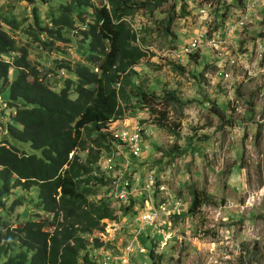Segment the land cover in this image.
Returning <instances> with one entry per match:
<instances>
[{"label": "trees", "instance_id": "obj_1", "mask_svg": "<svg viewBox=\"0 0 264 264\" xmlns=\"http://www.w3.org/2000/svg\"><path fill=\"white\" fill-rule=\"evenodd\" d=\"M170 1L106 0L103 4L105 0H69L50 11L48 26L35 11L33 24L25 30L24 23L0 10V87L8 90L4 102L10 111L9 120L2 124L7 138L0 145V264H99L92 252L111 243L97 236L104 234L106 221L118 222L120 216L133 220L144 208L143 196H131L127 203L111 196L113 178L102 168L101 160L116 157L120 138L110 126L126 115L136 116L148 109L151 117L160 113L164 120L161 104L166 108L187 104L176 91L166 92L161 98L155 90L147 89L135 69L149 56V46L142 36L148 30L134 26L133 18L140 12L153 17ZM182 1V17H187L188 1ZM213 1L217 2V12L226 4L225 0ZM97 2L102 5L97 6ZM172 18L168 17L163 26L166 36L171 33ZM18 31L46 47L56 42L70 43V34L76 33L81 37L78 50L84 59L54 62L55 69L44 74L30 60L28 48L15 38ZM43 34L45 41L41 39ZM11 69H15L13 80ZM52 73L64 75L62 82L53 86ZM236 92L241 96L240 87ZM214 100L210 112L223 120L227 115ZM156 121L159 126L161 120ZM191 138L195 143L197 137ZM207 139L208 135L198 137L195 144ZM14 142L28 144L31 151L20 149ZM193 143L189 144L192 152L197 149ZM176 155L173 147L162 159L172 163ZM113 162L114 170L133 176L129 165L116 169ZM156 187L157 191L161 188ZM35 188L39 195L35 214L21 226H12L8 219L11 212L27 205L26 196L20 194ZM103 188L105 195L101 196ZM12 196L16 199L9 206ZM208 201L206 193L194 190L188 214L194 218ZM150 252L153 263L159 264L154 244Z\"/></svg>", "mask_w": 264, "mask_h": 264}, {"label": "rangeland", "instance_id": "obj_2", "mask_svg": "<svg viewBox=\"0 0 264 264\" xmlns=\"http://www.w3.org/2000/svg\"><path fill=\"white\" fill-rule=\"evenodd\" d=\"M68 1L0 0V10L6 16H14L21 23H24L22 29L25 30L33 24L35 11L44 21L45 26H48L50 24L48 18L50 11L56 8L58 3ZM187 1L186 12H189L187 17H182L185 3L182 0H175L176 8L173 11L171 9L173 0H171L156 12L155 16L150 17L151 19L143 12L137 13L133 18L134 26L140 27V30L141 28L142 30H148L142 36L147 38L149 56L135 68L140 73L144 86L147 89L155 90L156 95L161 98L164 97L166 92L176 91L179 97L187 103L186 106L181 108L178 104H175L166 108L161 104V107L159 106L160 110L166 114L164 120L160 113H157L155 117H151L149 110L145 109L139 112L138 116L128 114L122 120L117 121L115 125L110 126V130L115 136H118L121 131L133 127L136 123L143 126L145 132L141 145V158H133L125 148H121L120 153L122 155H116L115 157L116 169H118V166L121 167L125 161H129L130 170L133 172L132 174L130 171L131 175L139 174L143 177L138 193L142 194L141 196L145 201L149 196L153 197L156 206L166 200L163 197V192L160 189L157 191V185H167L174 189L177 195L175 197L184 200V215L173 217L171 225L166 224L162 227L166 230L168 236L161 233L159 228L147 226L143 221L142 218L149 209L146 203L139 214L132 217L133 220H124L123 216H120L118 222L111 223L107 220L104 234L98 233L97 236L105 242L110 239L112 244L110 243L106 248L92 252V256L99 262L106 253H111L118 258L115 253L118 251L123 255V258L119 259L122 260L121 262L116 261L117 264H154L150 256L154 244L159 264H264V125L254 122L252 112L247 113L246 110H243H252L253 101H251V98H254L257 92L256 90L253 93L256 85L253 81L243 83L240 89L241 96L240 94L237 96L241 108L239 112L233 109L231 112L229 105L225 104L220 90L211 94L212 92L208 88L209 80L206 78V74L214 70L215 67L213 69L212 65L209 64L212 62V55L207 48H202L201 53L196 54V58L188 57L184 60L183 65H178L184 71L175 69L172 65L173 62L170 63L171 61L163 56L164 52L169 49L180 50L195 35L193 30L194 20L196 19L195 14H197L202 0ZM215 3L217 4L216 1ZM96 5L101 6L102 2H97ZM170 11L171 14H169ZM170 16H173V24L170 26L171 33L167 37L163 33V26H166V19ZM5 28L9 30V28ZM75 34H70L72 42H56L53 47H46L21 31L14 35L20 45L28 48L32 63L46 74L50 69H55L53 65L57 62L70 60L75 63L84 59L78 50V42H80L81 37H76ZM41 39L45 41L46 35L43 34ZM58 76L60 75L51 74L53 86H55V82H62L64 75L60 78ZM14 78L15 69H11V79ZM0 97L3 98V101L0 99L1 145L7 138L6 129L2 126L5 121L1 118V113H3L5 120L10 118L8 104L7 107H3V103H1L7 101L8 90L2 91L0 87ZM215 98L220 102L221 110L227 115V117L224 116L223 120L221 119L222 121L210 112ZM245 112L246 117L244 118ZM144 115H147L149 119H144ZM157 119L161 120L159 126ZM143 120L147 122L141 123ZM221 128H223L222 130L225 131L227 137H230V134H233L234 131L240 130L242 133L239 138L240 142L237 144L239 156L236 158L237 164L234 167L233 160L230 159L232 164L229 165V169L233 168L234 175L228 178V184L230 181V187L233 188L236 194H240L243 190V183L240 179L243 172L241 167L243 161L242 165L246 169L250 188L254 190V193L257 191L255 193L257 198L252 199L250 205L245 204L246 206L240 207V204L236 202L235 204L238 207L234 208L235 211L233 209L226 210L231 213L233 223H228L229 219L219 217L215 214V211L211 212L209 210L201 211L193 218L188 214L190 208L189 197H186L182 192L179 193L177 187L180 184L179 182H184L182 179L187 182L186 177L192 172L188 163H180L181 157H190L193 154L190 149L191 145H189L193 143L190 136L203 137L205 135L201 134V130H207L213 138L221 134ZM14 143L20 149L31 151L28 144ZM197 144L193 147H198L197 150L203 155L204 149ZM173 147H176L177 158L172 163L167 159H162L163 155L159 154L167 153ZM103 165L105 166L101 162L104 169ZM166 168H171L168 175L163 173ZM184 169L186 171H183ZM229 169L225 172L226 174L230 173ZM167 176H170L169 179ZM165 188L167 187L165 186ZM22 194L26 196L24 202L27 205L15 208L11 215L7 216L14 227L21 226L27 219L32 217L36 209L34 206L39 203L37 188L30 192H22L20 195ZM100 194L101 196L105 195V188L101 189ZM15 199L16 196H12L8 201V205L10 206ZM31 199L34 203H31ZM226 202L229 201L225 199L223 205ZM243 207H247L248 210L256 207L250 211L252 213L251 218H249V212H240ZM239 218H242V221H239ZM249 220L251 223L248 222ZM140 230L143 234L137 240L136 234ZM149 234L152 235L150 239L153 238L158 243L150 241L146 244L143 237H148ZM132 243H134V251L127 254V248ZM140 248L144 249L143 253ZM125 260H128V263H125Z\"/></svg>", "mask_w": 264, "mask_h": 264}, {"label": "built area", "instance_id": "obj_3", "mask_svg": "<svg viewBox=\"0 0 264 264\" xmlns=\"http://www.w3.org/2000/svg\"><path fill=\"white\" fill-rule=\"evenodd\" d=\"M225 1V6L217 12L218 5L213 0H202L200 8L195 14L194 37L180 50L169 49L164 52L163 56L171 63L183 65L186 58L201 53L202 48H207L212 55V62L209 64L213 69L215 67L214 70L206 74L211 94L220 90L231 112L232 109L239 112L241 106L236 89L239 87L241 89L244 82L253 81L256 85L253 93L257 90L255 97L251 99L254 103L252 110L255 109L253 119L254 122L264 125V0ZM148 50H146L147 53ZM0 99L3 101L1 97ZM1 103H3V107H7L6 102ZM206 105L208 106V104ZM243 110L251 111V109ZM245 117L246 112L244 113ZM144 132L140 123L121 131L118 135L120 145L116 154L120 155L121 148H125L135 158H141ZM241 134L240 130L233 132L234 136ZM114 160L115 155L105 156L101 160L105 164V166L103 165L104 169L110 172L113 178L111 196L119 202L127 203L131 196L139 195V186L143 178L140 175L127 177L125 172L114 170ZM128 165L129 161L122 164L124 169ZM160 190L167 191L164 187H161ZM163 197L166 201L160 202L157 206L153 197H148L145 203L149 209L142 219L147 226L157 227L161 233L168 236L162 227L166 224L171 225L173 217L182 215L185 203L184 200L176 198L171 193H165ZM230 207L236 208L238 205L230 204ZM245 208L243 207V209ZM142 234V230L137 231V240ZM140 250L142 253L144 252V249L140 248ZM133 251L134 243L127 248V254H131ZM116 261L121 262L122 260L111 253H106L99 264H117ZM125 263H128V260H125Z\"/></svg>", "mask_w": 264, "mask_h": 264}, {"label": "crops", "instance_id": "obj_4", "mask_svg": "<svg viewBox=\"0 0 264 264\" xmlns=\"http://www.w3.org/2000/svg\"><path fill=\"white\" fill-rule=\"evenodd\" d=\"M1 118L3 121L7 120L4 119L3 113H1ZM144 119L148 120L149 117L147 115L143 116ZM137 119V118H136ZM221 128V134L216 135L215 137L212 138L211 135H209V132L206 130H201V134L203 135H208L209 139L205 141H201L199 144L201 148L204 149L203 155L199 153L197 149L193 152V154L190 157H185V158H180V163H188L189 164V169H191V174L187 175L186 179L188 180L187 182L182 179L184 182H179L178 184V191L179 193H184L186 197H189V204L192 203L193 200V191L194 190H199L201 192L206 193L209 196V201L208 203L203 207V211L209 210V211H215V214L218 215L219 217H226V219H229L228 223H233V217L231 213H228L226 210L227 209H233L234 208L230 207V204H237L239 203L240 206H246L245 204L250 205L252 202V199H256L257 196H255L251 188H250V183L248 182V175L245 172L246 169L244 165H242L241 162V167H242V174L240 175V179L243 183V190L240 192V194H236L233 190L232 187H230V181L228 184V178L233 174V168L231 167L229 169V165L232 164L233 160V167L237 164L236 158L239 156V151H237V144L240 142V136H234L232 133L230 134V137L226 136L225 131L222 130ZM230 132H232L229 129ZM6 133V132H5ZM211 136V137H210ZM217 141H215V140ZM198 141V138L195 139V143ZM194 143V144H195ZM198 145V146H199ZM198 148V147H197ZM251 148V147H250ZM252 152V151H251ZM250 154V151L248 152ZM247 153V154H248ZM159 155H163V153H160ZM254 155V154H252ZM230 161V162H229ZM160 163V162H159ZM175 164V163H174ZM173 164V165H174ZM187 164L185 165V167ZM171 169V168H170ZM170 169L166 168L165 171L163 172L164 174H169ZM229 169L228 174L225 172ZM183 171H186L184 169ZM182 171V173H184ZM163 174V175H164ZM223 176V178H222ZM170 176H167L169 179ZM167 187V191L163 192V195L165 193H171L175 196L176 193L174 192V189H171L167 185H161V187ZM189 187V188H188ZM188 188V189H187ZM142 194H139L137 197H141ZM228 200L229 202L225 205H223L224 201ZM231 202V203H230ZM230 203V204H229ZM229 204V205H228ZM256 208V207H255ZM246 207L245 209L241 208L240 212L246 213L249 212V218H251L252 213L250 211L254 210ZM208 218V217H207ZM239 221H242V218H239ZM248 222L251 223L249 220ZM263 236V233H262ZM152 237L151 234L148 235V237H143L144 241L149 243L150 241H153L154 239H150ZM157 241V240H154ZM118 259H122L123 255L120 254V252L116 251L115 252Z\"/></svg>", "mask_w": 264, "mask_h": 264}]
</instances>
